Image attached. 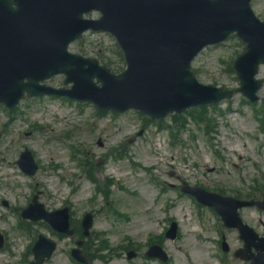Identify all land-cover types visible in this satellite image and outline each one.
I'll return each instance as SVG.
<instances>
[{"label": "rangeland", "instance_id": "rangeland-1", "mask_svg": "<svg viewBox=\"0 0 264 264\" xmlns=\"http://www.w3.org/2000/svg\"><path fill=\"white\" fill-rule=\"evenodd\" d=\"M251 7L264 20V0H252ZM69 49L104 64L110 61L114 73L125 67L113 39L105 34L89 33ZM241 53L239 41L230 37L205 49L192 69L201 83L234 90L239 83L231 66ZM263 77L261 69L258 78ZM62 82L63 76H57L45 84L64 87ZM260 96L258 105L252 106L235 94L216 108L184 112L183 125L169 115L161 120L162 127L138 113L99 114L90 104L56 98L25 96L11 113L0 105V232L4 236L0 264H28L39 234L57 243L44 264H75L70 251L79 234L59 237L43 222L21 219V211L36 193L47 211L67 206L76 233L85 213L94 215L86 238L89 252L99 255L93 264H239L220 249L222 234L230 250L240 246L237 232L223 228L210 208L198 205L179 188L183 180L225 195L235 192L242 199L264 193V135L253 114V109L264 113V84ZM205 126L215 140L204 133ZM24 149L38 165L33 176L15 165ZM73 150L89 160V167L98 165L97 187L109 174L106 195L97 193L87 173L75 166ZM240 216L264 235V211L242 209ZM171 222L177 226L174 240L163 237ZM154 240L169 256L166 263L143 256ZM128 250L138 255L128 259Z\"/></svg>", "mask_w": 264, "mask_h": 264}, {"label": "water", "instance_id": "water-1", "mask_svg": "<svg viewBox=\"0 0 264 264\" xmlns=\"http://www.w3.org/2000/svg\"><path fill=\"white\" fill-rule=\"evenodd\" d=\"M249 1L0 0V102L12 108L24 90L42 94L38 82L58 72H65L70 80L71 61L65 60L64 51L86 29L111 32L125 52L130 71L107 75L100 88L90 81L94 74L88 78L79 74L85 87L76 89L75 85H84L75 81L73 90L65 92L71 98L90 100L100 109L135 108L153 118L199 100H218L224 95L201 87L191 77L189 64L204 46L232 32L246 44L244 55L236 61L239 74L244 67L264 62V25L250 15ZM92 10L101 13L98 21L80 18ZM188 191L218 208L210 195ZM227 205L243 204L229 201ZM51 250L50 245L46 254Z\"/></svg>", "mask_w": 264, "mask_h": 264}, {"label": "bare ground", "instance_id": "bare-ground-1", "mask_svg": "<svg viewBox=\"0 0 264 264\" xmlns=\"http://www.w3.org/2000/svg\"><path fill=\"white\" fill-rule=\"evenodd\" d=\"M15 42L20 43L21 41L19 39L15 40Z\"/></svg>", "mask_w": 264, "mask_h": 264}]
</instances>
